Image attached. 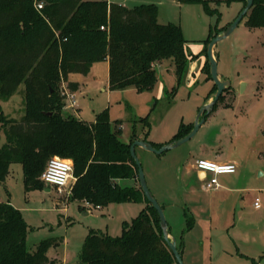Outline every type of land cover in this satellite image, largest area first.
I'll return each instance as SVG.
<instances>
[{
    "label": "trees",
    "instance_id": "1",
    "mask_svg": "<svg viewBox=\"0 0 264 264\" xmlns=\"http://www.w3.org/2000/svg\"><path fill=\"white\" fill-rule=\"evenodd\" d=\"M175 1L203 3L208 13L215 14L207 0ZM238 1L245 5V0ZM40 2L42 8L38 9L36 4ZM157 14L153 3L128 8L107 0H0V98L19 92L24 103L19 120L0 117L5 138L0 145V181L10 164L19 163L25 188L42 189L45 184L40 174L48 159L58 156L72 162L75 180L70 199L80 202L81 207L84 201L94 206L146 203L136 217L123 221L118 236L91 229L78 261L69 264H177L163 240L158 214L139 183H119L120 179L137 177L129 146L135 139L146 140L148 114L139 118L140 130L133 126L129 141L124 142L120 126L112 125L107 110L90 123L64 114L59 90L62 81L70 90H77L78 83L67 76L87 74L98 60L107 61L110 90L151 89L156 66L163 62L173 66L178 84L189 56L186 40L179 25L159 23ZM244 17L248 27H264V0H253ZM226 27H210L205 53L211 38ZM203 71L210 79L208 59ZM215 89L213 84L207 97ZM230 98L225 100L226 105L231 103ZM223 101L222 93L216 104ZM191 127L182 124L173 139L185 135ZM184 215L189 229L194 220L186 212ZM27 228L21 212L0 200V264H53L46 251L56 241L42 240L30 252L26 247ZM263 257L264 253L260 259Z\"/></svg>",
    "mask_w": 264,
    "mask_h": 264
},
{
    "label": "rangeland",
    "instance_id": "2",
    "mask_svg": "<svg viewBox=\"0 0 264 264\" xmlns=\"http://www.w3.org/2000/svg\"><path fill=\"white\" fill-rule=\"evenodd\" d=\"M108 1L128 8L153 3L158 8L159 23L179 25L189 53L184 75L177 84L173 66L163 62L156 66V81L151 89L127 87L110 90L107 62L94 61L87 74L70 73L67 76L80 88L75 92L77 105L74 111H64V114L71 113L90 123L107 110L112 125L120 126V138L124 142L129 141L133 126L140 130L138 120L148 114L149 138L157 143L173 134L181 123L194 122L213 86V81L206 79L203 71L207 59L204 41L210 27L229 25L243 4L238 0H207L215 13L210 14L203 3ZM214 54L218 76L230 80L229 92H223L224 100L231 97L232 101L224 108L220 102L214 105L212 114L204 115V122L195 135L174 149L189 146L196 153L205 146L212 147L211 141H215L218 151L235 156L243 164L253 163L258 157L259 171L263 174L259 175L251 167L249 177H245L247 181L241 183L244 190L226 192L221 189L216 193L185 187L182 175L177 180L178 169L171 172V177L176 178L174 181L161 183L154 171L160 156L140 147L135 148V154L141 163L146 184L162 206L170 233L181 249L183 264H255L252 259L259 261L264 253V27L250 28L243 17L226 38L215 44ZM63 86H67L64 81L60 83L59 90ZM21 89L22 85L18 91ZM23 107L19 92L7 99L0 98V117L19 120L24 114ZM2 125L0 119V145L5 140ZM234 132H237V137ZM171 151L173 149L166 153ZM240 173L241 168L237 167L235 174H225L232 178V187L237 186L235 181L240 183V179L234 177ZM134 178L138 182L137 177ZM133 182L130 178L119 180L122 186H130ZM46 187L49 191H45ZM70 195L64 199L52 186L27 190L19 163L10 164L7 175L0 181V200L17 208L27 224V249L32 252L42 240L56 241L46 251L53 264L78 261L91 229L110 236L120 235L123 221L136 217L146 205L144 202H121L81 207V203L71 200ZM255 198L260 200L259 207L253 206ZM184 212L194 220L189 229L186 228Z\"/></svg>",
    "mask_w": 264,
    "mask_h": 264
},
{
    "label": "crops",
    "instance_id": "3",
    "mask_svg": "<svg viewBox=\"0 0 264 264\" xmlns=\"http://www.w3.org/2000/svg\"><path fill=\"white\" fill-rule=\"evenodd\" d=\"M107 67H108V65H107ZM79 88H80V86L78 84V89ZM77 90H75L74 92H76ZM225 102L226 101L224 100L223 102H220L219 105L222 108L230 105V104L226 105ZM212 112H213V108H212V111H210L208 113V116L210 114H212ZM215 113H216V111H215ZM182 124H184V123H181L180 126ZM192 124L193 123H185V125H192ZM179 127H178V129H179ZM178 129L173 134H169V136L167 138H164V140H159L157 143H155L154 140L149 138V133H150V130H149L146 141H149L154 146L158 147L164 143L171 141L173 139V136L178 131ZM257 130H258V128H257ZM233 135H235V137H237V132H234ZM138 139H142V138H138ZM212 142L213 141H211L212 147H206L205 146L202 150H199L196 153L193 150H191L188 146V148H184L181 150L180 149H173V151H171V153H166V151H165L161 154H157V156H160V157H158L159 159H157V161H156V167L154 170L155 175H157V180L160 181L161 183H162V181H164V183H166L167 181L169 182V180L174 181V179H176V178L171 177V172L178 169L177 180H179L181 175H182L184 177L185 187H187V188L195 187V188H201L204 190L205 188L203 187V184L210 177V174L206 173L202 170H199L195 167V160H197V159H208V160H212V161L219 162V163H234L236 165V170H237V167L241 168L240 176H234V177H238V179H240V183H239V180L235 181V184H237L236 187L231 186V183H232L231 177H226L225 174H221V175L217 176V180L219 183L218 187H214L212 189H205L208 191L213 190L216 193L220 192L221 189L226 190V192H231V191L239 192L241 190H244L245 186L241 185V183L247 181L246 178L249 177V171L252 170L251 167H253L255 169V171H258L259 175L263 174V172L259 171V169H260V163L259 162L260 161H258L259 160L258 157L253 163H244L243 164L242 161L240 159L236 158L235 156H227V155L223 154V152L218 151L217 147H216L217 145L215 144V141H214V143H212ZM256 151H257V149L254 152L256 153ZM259 155L262 156L261 151L259 152ZM235 173H236V171L234 173H231V174H235ZM231 174H228V175H231ZM130 179H132L134 181L133 182L134 184L136 183L135 178H130ZM45 191H49V187H46ZM169 231H170V226H169ZM256 264H262L261 259H259V261H257Z\"/></svg>",
    "mask_w": 264,
    "mask_h": 264
},
{
    "label": "water",
    "instance_id": "4",
    "mask_svg": "<svg viewBox=\"0 0 264 264\" xmlns=\"http://www.w3.org/2000/svg\"><path fill=\"white\" fill-rule=\"evenodd\" d=\"M252 5H253V0H245V5L241 8L237 17L229 25H227L225 29L215 34L207 45L206 55L209 61L210 79L213 81V84L216 86V89L214 92L210 94V96L205 100L204 104L200 107L194 119V122L192 124L190 131L186 133L185 135L178 137L176 139H173L158 147L154 146L151 142L143 140V139H135L130 143V146H129L130 156L134 160L135 165L137 167V180L141 188V191L143 192V195L149 202L150 206L153 207L158 214L159 226L162 232L163 240L167 244L169 249L171 250L177 264H183L182 259H181V249L177 247L176 238L172 236L169 231V226L164 216L162 206L154 198V196L152 195V193L150 192L146 184V180H145V176H144L141 163L135 154V148L141 147L142 149L146 151L153 152L155 154H161L167 150L178 147L179 145L188 141L190 138H192L195 135L200 125L204 122V115L208 114L212 110V108L216 104L220 95L227 88L230 87V80L218 76L217 59L214 54V46L218 41L226 38L234 30V28L237 26L240 20L245 16V14L248 12L249 8ZM261 262L262 264H264V257L261 259Z\"/></svg>",
    "mask_w": 264,
    "mask_h": 264
},
{
    "label": "built area",
    "instance_id": "5",
    "mask_svg": "<svg viewBox=\"0 0 264 264\" xmlns=\"http://www.w3.org/2000/svg\"><path fill=\"white\" fill-rule=\"evenodd\" d=\"M36 7L38 9L42 8V3H37ZM101 28H103V26H101ZM60 94L64 98L62 111H74L77 105L75 92L70 90L67 86H63L60 90ZM195 167L210 174V177L203 184L205 189H212L219 186L217 180L218 175L231 174L236 171V165L234 163H219L208 159L195 160ZM39 178L45 186L54 187L59 196L68 199L71 194V181L75 180L72 173L71 160L58 156L51 157L48 159ZM83 203L84 207L91 206L88 201H84ZM253 205L255 207L260 206L259 198H255Z\"/></svg>",
    "mask_w": 264,
    "mask_h": 264
}]
</instances>
